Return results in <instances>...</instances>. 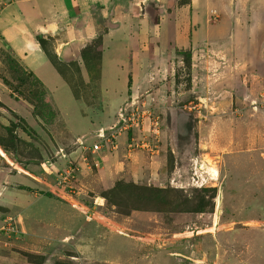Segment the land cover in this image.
<instances>
[{
    "label": "rangeland",
    "instance_id": "1",
    "mask_svg": "<svg viewBox=\"0 0 264 264\" xmlns=\"http://www.w3.org/2000/svg\"><path fill=\"white\" fill-rule=\"evenodd\" d=\"M235 6L233 19L214 11L201 20L197 10L194 24L190 0L148 2L112 19L125 31L107 42L94 17L86 36L40 40L46 60L38 74L1 51L0 220L13 217L19 230L16 210L2 200L53 196L55 175L75 162L88 196L102 198L94 219L110 229L128 219L137 227L131 235L150 230L167 242L174 264H264V19L249 28L245 1ZM131 102L152 112L156 147L127 146L115 157L104 142L103 162L92 168L78 140L94 144ZM147 128L129 132L127 144L148 137ZM98 174L118 178L104 185ZM43 243L44 254L15 251L23 264H96L69 246Z\"/></svg>",
    "mask_w": 264,
    "mask_h": 264
},
{
    "label": "crops",
    "instance_id": "2",
    "mask_svg": "<svg viewBox=\"0 0 264 264\" xmlns=\"http://www.w3.org/2000/svg\"><path fill=\"white\" fill-rule=\"evenodd\" d=\"M156 1L160 0H0V52H8L25 71L38 74L41 66L45 69L46 60L40 40L52 38L55 42L62 43L63 38L70 42L78 36H86L92 30V19L95 17L101 22V28L103 25L106 27L104 32L109 37H106V42L112 41L125 31L114 25L112 19L130 10L137 13L146 3ZM190 1L194 24L196 20H193V16L197 10L203 12L201 20L214 11L217 14L229 11L230 18L233 19L234 15L239 14L236 3L243 1L246 5L244 17L252 21L249 28L255 27L254 20L264 19V0ZM227 3L231 5L228 7ZM202 27L204 36L209 35L205 24ZM256 31L254 32L257 33ZM213 32L211 34H215ZM232 34H236V31ZM127 134L122 133L116 137L113 148L115 157L122 152L123 147L128 146ZM130 163L134 171L140 170L137 161L131 159ZM129 175L132 180L139 177L138 173ZM117 178L116 174H98L99 183L104 185ZM82 179V174H79L76 200L85 207V211L53 196L35 193L18 192L17 196L2 200L8 205L5 207L12 206L16 210V221L20 229H17L13 217L7 216L0 220V228L8 220H11L13 226V234L8 236L0 233V264H23L24 260L15 249L21 252L46 253L48 249L46 250L47 246L43 241L48 240L55 245L61 243L69 246L78 259L96 264H174L167 242H158L150 230L142 233L136 231L139 235H131L128 231H134L137 227L128 219L115 220L121 229H110L94 219L98 212L94 204L97 198H102L89 197L87 185ZM86 214L92 215V219L87 220ZM19 231L23 236L19 237Z\"/></svg>",
    "mask_w": 264,
    "mask_h": 264
},
{
    "label": "built area",
    "instance_id": "3",
    "mask_svg": "<svg viewBox=\"0 0 264 264\" xmlns=\"http://www.w3.org/2000/svg\"><path fill=\"white\" fill-rule=\"evenodd\" d=\"M130 104L131 108H129L125 113L120 112L118 114L117 121L112 127H108V130L106 128L99 130L95 136L96 140L94 144L87 146L82 140H78V150L80 152L89 151L92 160V164L90 166H92V168L96 169L101 166L102 162L98 157V153L101 150V143L105 142V144H109L113 149L115 148V139L119 134H127L129 132L134 133L135 131L143 133L144 122L148 123V137L142 136L140 140L131 137L130 141L128 142V147H136L137 149L140 148L142 150H151L153 149L151 145L157 144L159 135L157 121L153 120L152 112L144 107H137L134 102H131ZM154 147L156 146L154 145ZM84 160L85 162H88L87 159L84 158ZM77 175L78 166L75 162H70L68 165H65V167L55 175L54 184L50 190V193L53 195V197L68 203L70 206L85 211V207H83L76 200L78 195L76 186ZM92 217V215L86 214L87 220H91ZM10 221H7L0 228V233L6 235L13 234V226H11Z\"/></svg>",
    "mask_w": 264,
    "mask_h": 264
},
{
    "label": "trees",
    "instance_id": "4",
    "mask_svg": "<svg viewBox=\"0 0 264 264\" xmlns=\"http://www.w3.org/2000/svg\"><path fill=\"white\" fill-rule=\"evenodd\" d=\"M182 53H184V52H179V54H182ZM186 56H187L186 68L190 71V68H191V53H190V51L186 52ZM189 82H190V80H189ZM180 115H182V113ZM183 115L186 116V114H184V113H183ZM179 117L180 116H179V113H178V118ZM186 119L189 120V124L191 126V120H192V118L190 116H188V117H186ZM179 133H181V132H179ZM42 195H45V194H42Z\"/></svg>",
    "mask_w": 264,
    "mask_h": 264
},
{
    "label": "water",
    "instance_id": "5",
    "mask_svg": "<svg viewBox=\"0 0 264 264\" xmlns=\"http://www.w3.org/2000/svg\"><path fill=\"white\" fill-rule=\"evenodd\" d=\"M100 200H101L100 198H97L96 202H97V201H100ZM219 204H220V200H219Z\"/></svg>",
    "mask_w": 264,
    "mask_h": 264
},
{
    "label": "bare ground",
    "instance_id": "6",
    "mask_svg": "<svg viewBox=\"0 0 264 264\" xmlns=\"http://www.w3.org/2000/svg\"><path fill=\"white\" fill-rule=\"evenodd\" d=\"M0 154H1V155H4L3 152H2L1 150H0ZM4 158H5V157H4Z\"/></svg>",
    "mask_w": 264,
    "mask_h": 264
}]
</instances>
